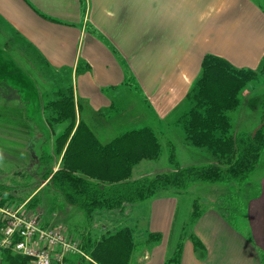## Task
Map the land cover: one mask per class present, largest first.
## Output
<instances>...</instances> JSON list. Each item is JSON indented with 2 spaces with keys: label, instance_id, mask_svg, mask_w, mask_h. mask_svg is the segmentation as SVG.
<instances>
[{
  "label": "crops",
  "instance_id": "crops-1",
  "mask_svg": "<svg viewBox=\"0 0 264 264\" xmlns=\"http://www.w3.org/2000/svg\"><path fill=\"white\" fill-rule=\"evenodd\" d=\"M0 23L42 61L36 68L52 86L45 102L59 91H69L75 117L69 138L79 122L86 125L100 146L142 131L156 137L161 151L171 143L180 167L215 163L206 149L195 147L181 136L184 132L178 118L174 120L204 57L213 56L235 69L251 71L257 70L264 59V0H0ZM43 106L40 113L45 119ZM246 111L243 108L242 115ZM45 125L54 148L55 136L64 127ZM66 147L67 143L55 171ZM161 156L141 160L135 167L146 161L158 164ZM199 156L204 163L198 162ZM84 160L99 170L89 171L86 180H104L99 157ZM134 168L128 179L107 180L144 177L134 174ZM260 186V197L250 199L245 209L243 226L228 220L218 205L202 209L191 223L178 225V196L162 195L149 201L140 221L133 215L134 227L121 226L120 222L116 225L113 220L119 216L130 219L135 206L95 213L93 216L103 218L101 227H96L102 231L98 238L91 230L83 233L89 225L84 223H91L92 216L88 218L81 209L57 200L66 205L67 212L72 211L70 226L65 230L80 248L83 243L90 247L122 227L133 230L137 245L143 244L149 234L160 235L158 242L136 247L129 264H166L175 259L177 244H181L177 262L169 264H264V179ZM75 228L83 229L77 232L83 242L71 234Z\"/></svg>",
  "mask_w": 264,
  "mask_h": 264
},
{
  "label": "trees",
  "instance_id": "trees-1",
  "mask_svg": "<svg viewBox=\"0 0 264 264\" xmlns=\"http://www.w3.org/2000/svg\"><path fill=\"white\" fill-rule=\"evenodd\" d=\"M127 76L129 77L128 74ZM258 78L264 79V59L257 70L251 71L235 69L213 56L204 57L199 75L186 99L191 107L182 129L185 139L197 148L206 149L215 163L181 168L176 163L172 144L167 143V159L172 171L144 176L134 181L107 179H128L137 162L157 159L161 150L156 137L142 131H133L106 146H100L93 135L87 132L86 125L79 122L76 131L69 138L75 123L72 97L69 91L57 92L55 98L44 104L42 111L50 128L64 127L55 136V154L59 156L66 143L67 147L59 169H46L45 178L49 179V187L56 198L81 209L89 218L99 211L122 210L125 206L146 204L162 195L180 196L186 194L194 183L241 185L249 174L257 170L264 150V97L258 102L260 124L253 132L232 135L228 112L238 107L240 94L246 84ZM132 145H142L145 148L132 150L129 148ZM94 155L103 164L100 167L104 179L102 181H89L85 178L89 171L93 173L98 170L84 160ZM6 190L8 189L0 186V196L3 197V191ZM222 200L225 204L223 206L228 210L242 208L241 199L236 194L227 195ZM35 201L37 200L34 199L33 202ZM191 207L189 223L200 213L195 209V201ZM228 220L232 221V218ZM159 240V234H149L143 244L137 245L133 230L122 227L101 237L90 247L83 243L81 248L95 264H129L136 247ZM180 248L181 244L175 245V259L166 261V264L177 262ZM27 263L26 258L8 252L3 254L0 262Z\"/></svg>",
  "mask_w": 264,
  "mask_h": 264
},
{
  "label": "rangeland",
  "instance_id": "rangeland-1",
  "mask_svg": "<svg viewBox=\"0 0 264 264\" xmlns=\"http://www.w3.org/2000/svg\"><path fill=\"white\" fill-rule=\"evenodd\" d=\"M17 46L19 48L16 50ZM34 58L39 63H36ZM39 64L42 65L39 56L33 53L31 48L16 40L14 35L9 32L8 27L0 23V186L8 189L3 191L5 192L3 193L4 200L16 204L29 201L32 210L39 211L42 220L46 224L49 226H60L68 230L72 217L70 212L72 211L67 212L65 210L66 205L57 200L54 192L49 187V179L45 178L47 167H52L53 171H55V164L59 156L55 154V151L53 152V137L49 134L40 113V108L46 103L45 98L48 96L52 86H50L51 84L49 85L48 78L40 75L36 68ZM40 70L48 71L45 68H40ZM263 97L264 79L258 78L246 84L245 89L240 94L238 107L228 112L232 135H235L237 131L245 132L253 127L254 130L258 127L261 114L258 102ZM190 107V103L184 101L177 111L174 120L178 118L180 129L183 127V122ZM243 108L247 110L244 115H242ZM18 114L19 116L21 114L20 118ZM172 128L180 131L178 127ZM181 136L185 138L184 134H181ZM181 136L179 135V137ZM167 153V150L160 152L162 156L158 164L154 161H146L135 167L134 171L136 172L134 174L142 177L160 174L159 172H171L172 167H170V164L168 165ZM205 153L209 156L208 151H205ZM206 154L203 156V153L199 152V155L203 157ZM200 156L198 162L204 163V161L200 160ZM49 157L52 158L50 159ZM259 164L257 170L249 174L241 185L237 183H194L191 185L186 194L178 196L180 202L176 217L178 225L190 219L192 216L191 205L195 201L196 211L200 212L209 206L218 205V207L222 208L227 218L234 219V224L243 226L245 209L248 203L255 196L260 197L261 195V190L259 189H261L260 184L264 179V150ZM178 166L180 167V165ZM162 168L167 169V171L163 172ZM233 194L240 197L242 209L228 210L223 206L225 204L221 199ZM34 199L37 201L33 202ZM148 203L149 201L143 204L144 206H135L130 219L117 214L119 217L113 220V223L117 225L120 222L121 226L127 224L134 227L136 218H133V215L139 217V221L144 218ZM123 214L126 216L128 212ZM109 219L111 218L108 217V221H110ZM101 221H103L102 217L92 216L91 223H84L89 225H87L83 233L91 230L92 236L98 238L102 231H99L96 227H101ZM79 231H83V229L75 228L71 234L83 242L82 237L77 233ZM114 232L112 231V233ZM80 256L83 259V264L88 262L92 264L89 261V255L82 249L80 254L74 253L70 255L69 264H82V260L79 259Z\"/></svg>",
  "mask_w": 264,
  "mask_h": 264
},
{
  "label": "built area",
  "instance_id": "built-area-1",
  "mask_svg": "<svg viewBox=\"0 0 264 264\" xmlns=\"http://www.w3.org/2000/svg\"><path fill=\"white\" fill-rule=\"evenodd\" d=\"M5 252L26 258L27 264H69L80 247L64 228L46 224L29 201L16 204L0 196V262Z\"/></svg>",
  "mask_w": 264,
  "mask_h": 264
},
{
  "label": "bare ground",
  "instance_id": "bare-ground-1",
  "mask_svg": "<svg viewBox=\"0 0 264 264\" xmlns=\"http://www.w3.org/2000/svg\"><path fill=\"white\" fill-rule=\"evenodd\" d=\"M223 91V90H222Z\"/></svg>",
  "mask_w": 264,
  "mask_h": 264
}]
</instances>
